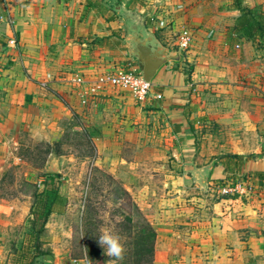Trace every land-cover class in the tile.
<instances>
[{
  "label": "crops",
  "instance_id": "1",
  "mask_svg": "<svg viewBox=\"0 0 264 264\" xmlns=\"http://www.w3.org/2000/svg\"><path fill=\"white\" fill-rule=\"evenodd\" d=\"M231 3L0 0V104L14 86L24 90L34 82L48 100L88 123L79 126L95 129L103 165L124 181L156 231L154 264H264V177L246 195L221 194L218 186L243 174L264 175V49L234 31L239 11ZM244 3L264 11V0ZM125 22L175 50L182 29L196 32L190 50L158 68L145 102L118 88L90 91L47 79L90 77L113 66L140 72L128 53ZM11 37L15 48L7 44ZM213 121L227 123L224 153L241 155L240 161L205 156L196 144L202 125ZM111 147L119 167L105 156ZM137 147L146 155H126ZM49 245L45 264L87 262L83 253L62 256L55 242Z\"/></svg>",
  "mask_w": 264,
  "mask_h": 264
},
{
  "label": "rangeland",
  "instance_id": "2",
  "mask_svg": "<svg viewBox=\"0 0 264 264\" xmlns=\"http://www.w3.org/2000/svg\"><path fill=\"white\" fill-rule=\"evenodd\" d=\"M9 93V99L1 101L3 103L0 104L1 117L5 118L11 114L8 120L0 119V264H27V262L45 264L44 257L37 255L31 258L20 253L30 230L29 207L32 196L36 190L42 188L41 183L45 173L59 174V190L66 196L67 206L62 214H54L49 218L47 230L42 238L44 244L39 250L46 251L51 247L49 243L55 242L57 244L55 250L58 254L79 258L83 253L82 235L85 228V236L92 242L94 256L103 255L105 252L98 243V236L103 229L110 228L121 237L124 245L123 257L120 260L110 258L97 264H130L127 259L135 236L136 228L133 226L135 216L130 207L122 206V200L116 197L119 194L118 185L105 177L98 178L96 184L99 188L97 191H92L91 167L97 166L112 174L130 193L144 215L146 214L124 181L103 165L102 156L97 151L96 138L92 139L95 148L94 157L81 155L85 154L89 147L86 149L84 146L70 143L63 146L65 154H50L41 167L34 166L32 160L20 158L22 153L32 149L36 143L42 141L51 143L58 140L63 133H70L68 127L70 124L88 123L72 118L59 100L54 98L48 100L42 89L34 82L29 87L25 86L24 90L14 86ZM226 124L213 121L202 125L201 134L195 142L199 147L204 146L205 156L217 158L227 156L224 150L231 138L224 133V129L229 128ZM75 128L80 129L78 127L72 129ZM209 132H212L211 136ZM78 139L80 138L75 136V140ZM143 149L144 147L128 148L126 155L131 159L145 156L146 153L140 152ZM169 154L168 161L175 163L177 158ZM105 156L110 159V167L114 168L115 164L117 167L120 166L118 159L114 157L117 156V151H114L113 147L109 148ZM144 171L146 170L143 169L142 172ZM172 171L180 173L176 168ZM154 173L159 175L163 172L158 169ZM222 185L223 182L218 185L221 194H223L220 191ZM86 194L95 211L88 210L84 205ZM123 220L128 225L120 226L119 223Z\"/></svg>",
  "mask_w": 264,
  "mask_h": 264
},
{
  "label": "trees",
  "instance_id": "3",
  "mask_svg": "<svg viewBox=\"0 0 264 264\" xmlns=\"http://www.w3.org/2000/svg\"><path fill=\"white\" fill-rule=\"evenodd\" d=\"M115 1L117 4L121 2V0ZM230 7L239 11V15L236 18L234 25V31L251 41L257 49H264V11L261 10L259 6L250 7L246 5L244 0H232ZM184 73L186 75L188 74L187 71ZM68 127L71 131L70 133H63L58 140L51 143L43 141L38 142L32 149H28L22 153L20 158L32 160L34 166L41 167L50 154H65L63 146L70 143H74L75 146L89 147L90 150L86 148L88 149L87 152L81 155L85 157H94L93 149L95 148L92 139L96 138L95 129H92L90 126L85 127L75 124H70ZM73 127H78L80 129H72ZM72 135H74V137H71ZM75 136H78L80 139L75 140ZM225 158L240 161L242 156L228 155ZM90 171L92 176V191H97L99 188L98 184H96L98 178L101 176L105 177L110 182L118 185L119 194L116 197L122 200V206L130 207L131 212L135 216V222H133V226L136 228V230H134L135 236L132 243V249L129 250V259H127V262L130 264H154L156 231L150 221L146 218L139 206L133 201L130 193L120 185L119 181L112 174L97 166H92ZM242 176L247 177L252 181L253 185L256 186L259 185V182H262L260 178L264 177L261 172H256L254 175L243 174ZM58 177V173H45L41 183L42 188L36 190L35 194L32 196L29 208L30 230L22 249L20 250V253L23 254V256L26 255L34 258L39 255L45 259L46 257H52L50 249L40 251L39 247L42 245L41 238L45 233V224L49 215L51 213H63L67 206V198L59 190ZM84 205L88 207V210L95 211L94 207L91 205V200L88 194H86ZM119 224L120 226L128 225L124 220ZM82 237L83 256L85 257L87 264L103 263L110 259V257L105 254L97 255L96 257L94 256L95 252L93 251L92 242L87 236H85V228ZM86 252L87 255H85ZM27 264L31 263L27 262Z\"/></svg>",
  "mask_w": 264,
  "mask_h": 264
},
{
  "label": "built area",
  "instance_id": "4",
  "mask_svg": "<svg viewBox=\"0 0 264 264\" xmlns=\"http://www.w3.org/2000/svg\"><path fill=\"white\" fill-rule=\"evenodd\" d=\"M196 32L192 28H184L177 34V50L184 55L190 50L194 42ZM7 44L12 48L16 47V39L11 37ZM47 79H56L70 84L75 88H87L90 91L104 89L106 87L118 88L127 91L136 101L145 102L151 91V81H145L140 72L135 68L124 66H113L111 70L104 71L98 75L87 77L79 73L58 74L56 76L47 75ZM256 187L247 177L240 176L221 186L223 194L246 195L252 188ZM257 188V187H256Z\"/></svg>",
  "mask_w": 264,
  "mask_h": 264
},
{
  "label": "water",
  "instance_id": "5",
  "mask_svg": "<svg viewBox=\"0 0 264 264\" xmlns=\"http://www.w3.org/2000/svg\"><path fill=\"white\" fill-rule=\"evenodd\" d=\"M125 29L128 53L136 60L145 81H151L164 62L179 57L177 50L161 45L157 38L143 26L125 22Z\"/></svg>",
  "mask_w": 264,
  "mask_h": 264
},
{
  "label": "clouds",
  "instance_id": "6",
  "mask_svg": "<svg viewBox=\"0 0 264 264\" xmlns=\"http://www.w3.org/2000/svg\"><path fill=\"white\" fill-rule=\"evenodd\" d=\"M98 243L102 246L108 257L115 258V260L122 259L124 253L123 242L121 237L110 228L103 229L101 234L98 236ZM85 255H87V252Z\"/></svg>",
  "mask_w": 264,
  "mask_h": 264
}]
</instances>
